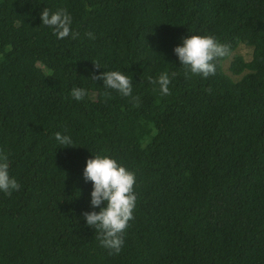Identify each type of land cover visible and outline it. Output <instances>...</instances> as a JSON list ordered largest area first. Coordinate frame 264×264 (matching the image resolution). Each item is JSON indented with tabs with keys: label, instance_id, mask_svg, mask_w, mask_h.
<instances>
[{
	"label": "trees",
	"instance_id": "1",
	"mask_svg": "<svg viewBox=\"0 0 264 264\" xmlns=\"http://www.w3.org/2000/svg\"><path fill=\"white\" fill-rule=\"evenodd\" d=\"M43 7L78 36L40 26ZM191 34L229 46L215 75L174 55ZM103 70L130 75L132 96L104 95ZM161 72L166 96L149 83ZM0 151L20 184L0 193V264H264V0H0ZM96 154L135 174L119 253L81 215Z\"/></svg>",
	"mask_w": 264,
	"mask_h": 264
},
{
	"label": "clouds",
	"instance_id": "2",
	"mask_svg": "<svg viewBox=\"0 0 264 264\" xmlns=\"http://www.w3.org/2000/svg\"><path fill=\"white\" fill-rule=\"evenodd\" d=\"M38 16L40 26L50 29L57 40L66 37L75 39L78 36L72 30V16L67 9L59 8L50 12L43 7ZM87 35L92 38V33ZM172 51L180 65L185 66L191 74L207 78L215 75L217 61L229 54V46L213 35L191 34L183 38L181 44ZM94 66L100 68L95 64ZM174 76L175 73L161 72L155 80L149 78V83L157 85L160 94L166 96L170 94L169 86ZM92 79L102 80L106 96L111 91L122 97L132 96V78L121 70H103ZM70 96L75 101H82L87 96V89L73 86ZM54 139L62 146L60 148L73 147V140L67 134L56 132ZM9 166L8 154L0 151V193L4 195H11L20 188L16 178L10 175ZM81 175L84 182L91 184L89 210L81 213L84 224L96 231L100 246L110 254L119 253L124 245L125 229L133 219L136 206L137 197L133 190L135 174L111 156L96 154L85 161Z\"/></svg>",
	"mask_w": 264,
	"mask_h": 264
},
{
	"label": "rangeland",
	"instance_id": "3",
	"mask_svg": "<svg viewBox=\"0 0 264 264\" xmlns=\"http://www.w3.org/2000/svg\"><path fill=\"white\" fill-rule=\"evenodd\" d=\"M233 54L234 55H240L245 61H249L251 59L252 49L250 47H247V46H244V45H240ZM231 58H230V60H231ZM230 60H227L224 63L223 68H224V71H225L226 74H228L232 79H236V77L233 76L231 74V72L227 69Z\"/></svg>",
	"mask_w": 264,
	"mask_h": 264
}]
</instances>
